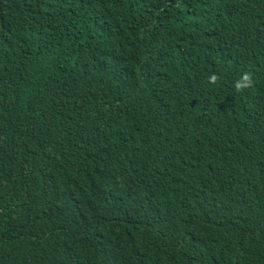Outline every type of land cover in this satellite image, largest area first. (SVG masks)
Masks as SVG:
<instances>
[{"label":"trees","instance_id":"16d2710c","mask_svg":"<svg viewBox=\"0 0 264 264\" xmlns=\"http://www.w3.org/2000/svg\"><path fill=\"white\" fill-rule=\"evenodd\" d=\"M245 210L264 0H0V264H264Z\"/></svg>","mask_w":264,"mask_h":264},{"label":"clouds","instance_id":"9594fccd","mask_svg":"<svg viewBox=\"0 0 264 264\" xmlns=\"http://www.w3.org/2000/svg\"><path fill=\"white\" fill-rule=\"evenodd\" d=\"M249 118H244L242 120H236L233 124H231L227 129H223L224 132L220 135V140H222V143L224 144H237L241 143V135L239 132H237L242 124L247 121ZM210 202H213V198L208 200ZM245 211H239L232 213L230 215V222L226 226V232L228 235V239H226L224 242H220L217 249H220L223 244L228 240L235 239L239 233L236 231L235 228H243L244 230L248 232H252L259 224H264V213L261 214V216H257L256 214H251L249 218L245 221H243V224L241 223L243 215L246 213ZM215 237L207 230L203 229V242L200 248L194 249L190 253H187L185 255V261L188 260H194L198 256L201 255L203 247L210 243L212 240H214ZM209 250V249H208Z\"/></svg>","mask_w":264,"mask_h":264}]
</instances>
